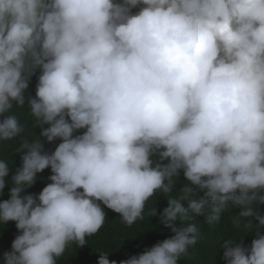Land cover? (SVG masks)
<instances>
[{"label":"clouds","instance_id":"obj_1","mask_svg":"<svg viewBox=\"0 0 264 264\" xmlns=\"http://www.w3.org/2000/svg\"><path fill=\"white\" fill-rule=\"evenodd\" d=\"M14 105L40 132L11 179L0 159V225L17 229L4 264H58L105 207L133 225L180 171L185 195L148 213L173 235L97 264H178L200 240L193 213L245 232L221 240L225 264H264V0H0V142L24 131Z\"/></svg>","mask_w":264,"mask_h":264},{"label":"trees","instance_id":"obj_2","mask_svg":"<svg viewBox=\"0 0 264 264\" xmlns=\"http://www.w3.org/2000/svg\"><path fill=\"white\" fill-rule=\"evenodd\" d=\"M35 90V88L29 87L26 89V95L30 94L34 97ZM27 110L29 109H26V107L13 106L9 114H14L18 117L20 124L24 127V131L13 140L0 142V159L6 160L9 163V167L13 166L8 179H11V175L14 174L15 169L21 164V155L15 152V148L19 147L21 140L27 139L31 141L37 139L40 132L39 128L36 129L34 127L33 117H31ZM42 142L44 151L51 152L59 141L49 143L45 139ZM50 174V169H45L42 173H38L37 175L40 179L28 191L38 193L50 182L47 180ZM186 183L183 172L180 171L178 177L173 178L174 186L172 190L167 194L158 191L150 198L145 206L144 218L137 220L131 226L123 223L118 213L105 207L106 219L99 232L87 237V244L83 248H79L75 243L70 244L64 255L58 259V264H97L99 252H110L109 259L119 262L144 251L146 247H151L157 241L173 235L170 229L160 222V218L151 217L148 213L153 206L160 213L168 206V198H178L185 195L183 188ZM9 187L6 186L4 190L5 194L0 196V200L8 198ZM181 203L187 207L186 200H182ZM260 212L262 215L264 214V207ZM207 214H211V209H209ZM192 217L194 218L193 222L196 223V227L200 229V240L199 242L197 240L196 245L189 249L187 256L180 258L178 264H225L223 252L219 253L223 244L221 240L238 241L243 238L245 239V232L224 223L213 226L214 223H208L205 218L196 216L194 213L190 215L189 219L182 221V225L187 226ZM173 223L177 226L180 225L179 220ZM209 230H213L212 233L215 238L218 237L219 242L210 241L202 243L205 231L208 233ZM16 234L15 222L9 221L5 226L0 225V264H4L3 253L10 250L11 242Z\"/></svg>","mask_w":264,"mask_h":264}]
</instances>
